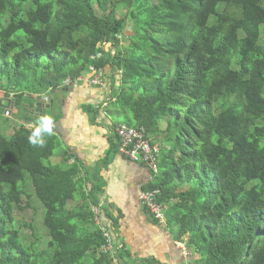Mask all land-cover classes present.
<instances>
[{
  "label": "trees",
  "instance_id": "trees-1",
  "mask_svg": "<svg viewBox=\"0 0 264 264\" xmlns=\"http://www.w3.org/2000/svg\"><path fill=\"white\" fill-rule=\"evenodd\" d=\"M263 25L264 0H0V87L7 97L15 88L10 107L35 113L92 65L120 68L105 109L118 104L126 124L160 145L158 179L146 189L161 190L194 264H264ZM35 126L0 131V264H129L125 246L120 262L102 249L94 188L76 178L78 166L46 163L57 135L45 148L28 142ZM33 200L44 208L45 249L16 214Z\"/></svg>",
  "mask_w": 264,
  "mask_h": 264
},
{
  "label": "crops",
  "instance_id": "crops-1",
  "mask_svg": "<svg viewBox=\"0 0 264 264\" xmlns=\"http://www.w3.org/2000/svg\"><path fill=\"white\" fill-rule=\"evenodd\" d=\"M107 72L117 86L115 71ZM55 94L58 98L52 97L51 104L39 103L41 111L31 114L37 116L35 120L44 113L55 117V134L66 145L60 166L77 165L76 178L94 188L93 192L86 189L91 201L95 198L105 203L101 217L131 252L129 264H194L199 257L190 250V254L182 255L177 249V228L169 221L159 223L140 201L141 192L158 179V174L118 151L109 109L97 110L110 90L90 84L86 77Z\"/></svg>",
  "mask_w": 264,
  "mask_h": 264
},
{
  "label": "built area",
  "instance_id": "built-area-1",
  "mask_svg": "<svg viewBox=\"0 0 264 264\" xmlns=\"http://www.w3.org/2000/svg\"><path fill=\"white\" fill-rule=\"evenodd\" d=\"M109 45V43L105 44L106 51H109ZM101 57H105V53L100 52L93 55L94 59ZM90 71L91 73L88 76L90 84L105 87L110 90L108 99L102 104V108H105V106H108L112 99L114 100L116 98L115 96L118 92L117 87L121 81L123 71L120 68L115 71L116 79L118 81L117 86H114V80L108 75L105 67L92 65ZM82 80L83 79L80 78L78 81L81 82ZM114 133L117 137L118 151L121 154L129 157L135 162L146 164L154 174H158L161 148L158 143H155L148 137L145 127H136L130 126L126 123H121L114 127ZM160 194V189L145 190L141 192L140 201L151 216H153L159 223L164 224L167 222V214L166 208L158 201ZM92 209L97 217V220L103 224L102 227L105 230V236L107 237V242L102 246V249L105 252L112 253L114 259L120 262L118 250L123 247L121 239L117 234H115L113 231L114 229L106 224L101 217L102 214L105 213V203L99 200L93 204ZM182 243L186 245V243L182 241H179L177 245H182ZM186 253L188 255L190 254V251Z\"/></svg>",
  "mask_w": 264,
  "mask_h": 264
},
{
  "label": "rangeland",
  "instance_id": "rangeland-1",
  "mask_svg": "<svg viewBox=\"0 0 264 264\" xmlns=\"http://www.w3.org/2000/svg\"><path fill=\"white\" fill-rule=\"evenodd\" d=\"M97 12L98 14L103 15V12L99 8H97ZM129 23L130 25H132V22ZM262 29L264 31V25L262 26ZM262 43L264 44V35H263ZM125 46H128V43L127 44L124 43L123 47ZM8 92H10L11 94L10 97L4 95L5 90L2 87H0V94H1L0 103L3 104L2 108L5 109L4 113L2 112L0 113V131H2L6 136L11 137L14 129L18 127V125L22 123L23 124L27 123L29 120L38 121V118L35 120L37 116L36 115L33 116V114H31L34 113V111H32L31 109L28 110L21 106L10 107V98L14 97L15 88L14 90L10 88ZM52 97L58 98V95L53 93L52 91L51 92L49 91L46 95L43 96V99L40 102V106H43L46 102L47 103L50 102L48 100H51ZM109 114H110V118L115 123H121V122L126 123L127 121L124 112L120 109V106L118 104H114L111 106V108L109 109ZM166 119L168 118L166 117ZM65 152H66V145L60 140L59 145L57 146L54 154L49 159L46 160V163H51L54 165H62L63 163L62 158ZM26 176H27L26 182L22 183V186H24L27 191L31 192L33 185L30 180V174L27 173ZM27 183H29L32 187L30 185H26ZM79 193L77 194V200L82 201ZM23 198H24L23 203H27V196L24 195ZM16 214L18 217L22 218L24 222H27V224H29L28 226L26 225L25 227H23L24 236H27L26 238L28 240L36 241L35 236L32 235V232H35L36 238H38L37 248L45 249L48 243L49 235L43 222L44 220L43 206L41 209L39 203L33 200V206L27 208V210L23 214L19 212H16ZM30 224H32V226H30ZM172 226L175 229L177 228L175 224H173ZM177 249H180L182 255H187L186 252H189L187 245H185L184 243H182V245H177ZM196 256L198 257L199 255ZM89 258L90 257H88L86 261H88ZM126 259H128V257H126ZM150 264H154V263H150Z\"/></svg>",
  "mask_w": 264,
  "mask_h": 264
},
{
  "label": "clouds",
  "instance_id": "clouds-1",
  "mask_svg": "<svg viewBox=\"0 0 264 264\" xmlns=\"http://www.w3.org/2000/svg\"><path fill=\"white\" fill-rule=\"evenodd\" d=\"M56 131V120L51 114H43L39 117L36 126L30 130L28 142L34 148H45L48 137L54 136Z\"/></svg>",
  "mask_w": 264,
  "mask_h": 264
},
{
  "label": "water",
  "instance_id": "water-1",
  "mask_svg": "<svg viewBox=\"0 0 264 264\" xmlns=\"http://www.w3.org/2000/svg\"><path fill=\"white\" fill-rule=\"evenodd\" d=\"M12 107H14V105H12Z\"/></svg>",
  "mask_w": 264,
  "mask_h": 264
}]
</instances>
